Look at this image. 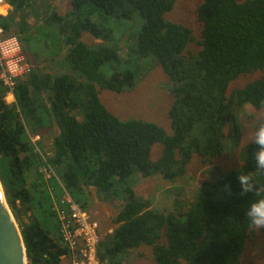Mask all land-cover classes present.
I'll list each match as a JSON object with an SVG mask.
<instances>
[{
    "label": "trees",
    "instance_id": "1",
    "mask_svg": "<svg viewBox=\"0 0 264 264\" xmlns=\"http://www.w3.org/2000/svg\"><path fill=\"white\" fill-rule=\"evenodd\" d=\"M47 1L7 0L11 10L0 15L7 35L31 38L39 32L27 16L40 2L45 36H56L59 52L65 50L64 70L33 68L16 83L12 99L0 85V180L28 264H62L69 253L55 208L64 191L53 180L50 192L29 136V130L53 127L59 134L48 162L73 200L87 211L93 194L117 205L113 233L99 246L100 264H125L130 252L143 247L152 249L154 264H241L253 233L244 215L252 196L239 195L237 177L241 169L255 170L251 157L257 146L243 147V164L236 170L213 160L241 146V109L264 99V80L227 94L232 81L264 69V0H204L196 9L200 39L189 27L165 20L176 0H71L65 15ZM135 14L142 20L134 38L137 61L147 64L148 73L161 66L169 78L171 135L152 122L121 120L100 98L103 90L122 94L140 82L136 72L119 69L117 52L118 27ZM110 19L117 28L106 25ZM84 34L101 42L88 44ZM192 43L197 52L188 50ZM156 144L163 150L154 161ZM196 158L211 165L206 179L194 190H171L189 199L188 209L181 203L165 214L136 194L139 178L178 181Z\"/></svg>",
    "mask_w": 264,
    "mask_h": 264
},
{
    "label": "rangeland",
    "instance_id": "2",
    "mask_svg": "<svg viewBox=\"0 0 264 264\" xmlns=\"http://www.w3.org/2000/svg\"><path fill=\"white\" fill-rule=\"evenodd\" d=\"M203 1L204 0H176L173 10L165 15V20L189 27L192 29L194 36L200 39L202 27L197 19L196 9ZM237 1L241 3L247 0ZM39 4L40 2L37 3L35 10H31L32 14L29 13L27 18L31 26L38 27L40 35L35 34L34 37L27 39L17 33L10 35H15L19 39L23 52L32 65V69L38 67L41 71L58 73L65 68L63 60L65 50H62L61 53L59 52L56 36H45L46 33H44V27L42 26V13L45 12V8L41 7ZM47 4L52 6V8L61 15H65L66 12L71 9V0H50L49 2L47 1ZM116 23L117 22L110 19L106 22V25L117 28ZM141 24L142 20L135 14L133 19L124 21L123 24L118 27V35L121 38V42L119 44L120 48L117 50L121 59L119 69L121 71L131 69L136 72L141 78L139 84L122 94L103 90L100 98L105 107L121 120L152 122L163 128L167 134L171 135L173 130L170 110L174 102V96L169 91V78L161 66L154 68V71L152 70L148 73L147 64L137 61L135 36ZM30 30L31 29H29V31ZM83 41L88 44L101 42L89 34H84ZM188 50L197 52L199 47L196 43H192L189 45ZM35 53L36 55H34ZM107 70L111 72L110 67H107ZM257 80H264V69L241 75L232 81L227 91L228 96H231L236 90L242 89L247 84ZM7 95L12 99V95H9V93ZM254 111L255 107L251 104H246L243 109H241V146L233 153L215 158L213 160L214 165H218L224 170H236L242 166L243 147L249 145L250 139L243 136V128L246 123V117ZM58 134L59 130L57 127L44 128L41 129L39 133L29 130L30 138L32 141L35 140V146L39 149V151H37L35 148L34 153L36 156L38 153L42 161L40 164V171L44 165L43 159H47L48 162L49 157L52 155L53 138ZM37 136L39 139H37ZM162 150L160 144L154 146L152 153V159L154 161L160 158ZM210 167V164H203L200 159L196 158L189 168L188 174L178 181H167L160 175H154L148 179L139 178L135 183V192L140 199H150L152 201V207L165 214L174 210L176 207H181V203L184 204L182 209H188L189 199L180 196L175 197L171 193V190L177 186H188L191 190L196 189L201 185L204 179H206V172ZM91 198L92 201L88 212L100 222L103 232L114 228L112 221L113 217L118 212L117 205L111 206L104 203L95 194L91 195ZM22 219L26 223L29 222L25 215L22 216ZM62 264H69L66 257L63 259ZM125 264H154L152 249L150 247H143L134 252H130ZM241 264H264V234L262 232L256 233L253 230L250 239L245 245Z\"/></svg>",
    "mask_w": 264,
    "mask_h": 264
},
{
    "label": "built area",
    "instance_id": "3",
    "mask_svg": "<svg viewBox=\"0 0 264 264\" xmlns=\"http://www.w3.org/2000/svg\"><path fill=\"white\" fill-rule=\"evenodd\" d=\"M10 10L11 6L7 0H0V15L6 16ZM31 71L32 65L23 52L19 39L15 35H7L0 28V85L6 87L9 95L14 97L16 83L27 77ZM37 139H39L38 136ZM32 142L34 150L36 148L39 151L35 146V140ZM37 155L39 156L38 153ZM43 162L40 172L48 183L50 192L54 191L50 186L53 180H56L64 191L59 200L55 201V208L60 221L62 238L69 250L66 256L69 264H100L99 246L104 235L112 234L114 228L103 232L100 222L69 195L55 168L47 162V159L44 158Z\"/></svg>",
    "mask_w": 264,
    "mask_h": 264
},
{
    "label": "clouds",
    "instance_id": "4",
    "mask_svg": "<svg viewBox=\"0 0 264 264\" xmlns=\"http://www.w3.org/2000/svg\"><path fill=\"white\" fill-rule=\"evenodd\" d=\"M255 111L246 117L243 136L255 143L256 151L252 155L254 171H240L237 181L240 185L241 197L251 194L252 198L245 206V218L250 229L256 233L264 231V99L260 100ZM238 126L240 121L237 120ZM225 191L232 195L231 186L225 185Z\"/></svg>",
    "mask_w": 264,
    "mask_h": 264
},
{
    "label": "water",
    "instance_id": "5",
    "mask_svg": "<svg viewBox=\"0 0 264 264\" xmlns=\"http://www.w3.org/2000/svg\"><path fill=\"white\" fill-rule=\"evenodd\" d=\"M0 264H28L20 228L7 203L0 180Z\"/></svg>",
    "mask_w": 264,
    "mask_h": 264
}]
</instances>
